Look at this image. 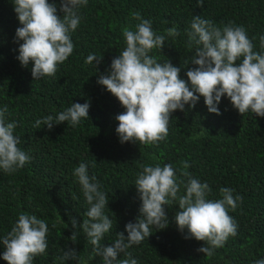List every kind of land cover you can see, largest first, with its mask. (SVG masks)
I'll return each instance as SVG.
<instances>
[{
  "label": "trees",
  "instance_id": "obj_1",
  "mask_svg": "<svg viewBox=\"0 0 264 264\" xmlns=\"http://www.w3.org/2000/svg\"><path fill=\"white\" fill-rule=\"evenodd\" d=\"M53 2L62 17L60 0H49ZM133 12L149 20L158 34L177 28L179 35L167 37L164 48L153 49L150 55L157 62L170 60L180 67V76L186 81L196 47L187 46L194 16L210 20L218 28L230 21L242 25L250 39L256 37L254 51H261L264 0H204L203 7L198 0H88L80 7L81 21L71 34L73 53L58 65L54 76L34 80L33 62L25 67L17 59L23 41L17 42L16 30L22 25L13 0H0V109L8 106L7 119L17 123L14 135L21 140L18 147L31 157L12 173L0 169V264H8L3 259L6 249L2 239L21 212L44 219L49 227L48 248L34 257L33 264H103L81 227L90 208L73 174L81 162L88 164L89 175L97 178L109 200L104 213L113 227L102 245H111L119 232L127 237L126 224L136 222L140 215L142 201L135 181L141 166L171 164L177 176L187 182V177L181 176L182 162L187 161L192 177L212 189L208 199L222 198V187L233 189L234 197H243L234 211L229 208L238 224L237 235L230 236L208 258L198 251L207 243L178 228L175 215L179 205L174 204L166 206L167 228L150 226V237L128 249L133 258L138 264H254L264 259V117L250 111L240 114L226 95L218 105L221 114L210 113L201 96L194 108L185 105V110L171 114L165 140L121 142L115 117L126 109L97 81L126 47L122 29L131 26L135 30L139 23L132 19ZM89 54L103 59L96 66L95 61L88 64ZM86 102L90 103L89 118H83L78 126L63 122L51 130L43 124L34 127L38 119ZM185 192L181 185L179 194ZM73 218L77 229H73ZM73 231H78L75 243L70 240ZM69 249L77 251V259H61ZM123 258L121 253L118 259Z\"/></svg>",
  "mask_w": 264,
  "mask_h": 264
},
{
  "label": "clouds",
  "instance_id": "obj_2",
  "mask_svg": "<svg viewBox=\"0 0 264 264\" xmlns=\"http://www.w3.org/2000/svg\"><path fill=\"white\" fill-rule=\"evenodd\" d=\"M13 3L22 25L16 30L17 42L23 41L19 44L17 59L25 67L33 62L34 80L54 76L58 65L73 53L71 34L81 21L79 9L86 6L88 0H60L62 17L57 14V4L49 3V0H13ZM198 4L203 7L204 0H198ZM131 15L139 23L135 30H131V26L122 29L126 47L112 60L107 74H101L97 81L126 109L115 117L119 121L116 132L122 143L152 144L165 140L171 114L177 109L185 110V105L194 108L201 96L210 113L221 114L218 105L226 95L240 114L250 111L264 117V35L259 36L261 51L257 52L252 42L256 37L250 39L242 25L230 21L218 28L212 21L194 16L187 32V46L191 49L195 44L196 47L190 61L193 67H187L186 81L180 76V67L170 60L157 62L150 55L153 49L164 48L167 37L178 36L177 28L174 26L166 29L164 34H158L139 12ZM102 59L103 56L98 58L89 54L86 63L95 61L96 66ZM89 108V102L73 103L55 116L36 120L34 127L43 124L51 130L54 124L63 122L78 126L83 118H89ZM7 116L8 106L5 105L0 109V169L12 173L23 168L31 157L18 147L21 140L14 135L17 123L10 122ZM141 167L135 181L142 201L140 215L136 222L126 224L127 237L119 232L109 246L101 244L113 227L112 220L104 213L109 203L107 194L100 190L97 178L89 175L87 163L81 162L74 169L73 174L90 205L81 227L93 246L94 255L101 256L103 264H138L128 249L150 237V226L159 230L167 228L166 206L174 204L179 205L175 215L178 228L182 232L187 229L191 237L205 241L207 246L198 251L208 258L214 255V249L223 247L230 236L237 235L238 224L229 215V208L234 211L237 201H242L243 197H234L233 189L222 187V198L208 199L212 189L207 182L192 177L187 171V161L182 162L181 168V176L187 177V182L177 176L171 164ZM181 185L186 189L185 194H179ZM71 223L73 229H77L75 218ZM48 232L44 219L21 212L11 231L2 239L6 249L3 259L8 264H33L34 257L48 248ZM77 239L78 231H73L70 240L75 243ZM121 253L125 258L118 259ZM61 259H77V251L69 249ZM254 264H264V259H258Z\"/></svg>",
  "mask_w": 264,
  "mask_h": 264
}]
</instances>
